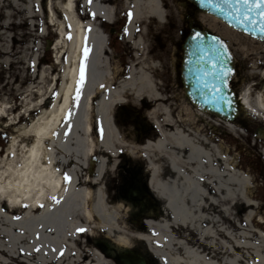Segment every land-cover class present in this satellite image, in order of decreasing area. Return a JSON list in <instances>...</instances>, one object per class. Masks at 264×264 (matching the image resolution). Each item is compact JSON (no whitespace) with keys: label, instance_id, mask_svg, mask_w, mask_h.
I'll use <instances>...</instances> for the list:
<instances>
[{"label":"bare ground","instance_id":"bare-ground-1","mask_svg":"<svg viewBox=\"0 0 264 264\" xmlns=\"http://www.w3.org/2000/svg\"><path fill=\"white\" fill-rule=\"evenodd\" d=\"M77 1L65 0L61 5L64 20L54 46L60 76L52 79L47 94L42 93L46 98L34 107L41 109L48 98H55L12 139L8 156L12 160L0 175V219L7 224L3 236L9 239L6 245L0 244V264H117L100 249L81 241L82 235L95 238L97 228L112 247L141 248L158 264H264V234L250 228L258 207L250 175L240 170L237 157H229L230 150L226 151L223 142L216 143V136L210 139L198 128L189 105L181 107L183 116L179 118L177 109L164 104L169 101L160 93L155 76L160 65L142 56L144 39L136 31L147 17L143 7L148 8V17L165 24L161 0H124L131 11L126 40L135 57L125 78L111 68L97 23L99 18L113 23L114 0H91L90 4L81 0L83 16L92 19L76 14ZM49 23L54 25V21ZM85 48L89 50L87 58ZM82 63L85 81L80 84ZM251 78L253 82L239 95L240 102L245 112L264 122V69L254 66ZM129 97L134 102L148 99L155 103L150 114L155 136L136 147L152 174L154 194L166 214L147 221L145 231L131 234L126 226H120L124 221L117 213L123 212V205L112 204L103 187L119 156L116 146L125 139L112 114ZM222 122L230 131H238L232 123ZM93 155L99 157L94 176L83 173ZM65 175L70 181H65ZM209 204L220 209L222 222L231 221L227 227L232 231L223 226L215 230L213 224L201 226L209 218L201 209ZM244 208L247 228L240 222ZM258 221L264 224V216ZM172 226L196 232L197 245L191 246V236L177 240L171 234ZM80 228L86 231L79 232ZM217 231L224 240L217 238ZM251 233L259 242L252 240ZM201 245L209 253H200ZM173 249L183 253L171 255Z\"/></svg>","mask_w":264,"mask_h":264},{"label":"rangeland","instance_id":"rangeland-1","mask_svg":"<svg viewBox=\"0 0 264 264\" xmlns=\"http://www.w3.org/2000/svg\"><path fill=\"white\" fill-rule=\"evenodd\" d=\"M64 2L65 0H0V175L12 160L8 158L12 151V139L19 136L22 128L29 126L34 120L38 119L42 111L47 110L55 98V96L48 98L46 105L41 109L34 107L41 98H46V96L42 97V93L47 94L48 88L52 85V79L55 76H60L61 66L56 64L57 55L54 46L58 39L57 31L61 25L60 22L64 20L61 11V5ZM180 2V0H173L172 2L171 0H161L164 10L173 11L172 17H168V22L171 24H159L155 19L148 17V8L143 7L147 17H144L138 24V30L136 31L137 36L144 39L142 56L151 57L150 60L154 59L159 63L160 70L155 76L161 88L167 87L169 83L170 87L172 85L171 91L166 88L168 92L162 94L169 101L164 104L176 107L179 118L183 116L181 107L189 105L193 114L197 117L195 123L199 129L207 133L210 139L212 135L213 138L216 136L222 139L221 142H223L226 151L230 150V158H238L239 154L240 170L250 175L252 187H254V202L258 206L255 210L257 216L251 222L250 228L253 227L254 230L264 234V224L258 221L260 216H264V137L259 138L255 135L258 129L264 128V122L242 111L239 120L235 123L238 131L232 132L219 118L212 115L203 116L201 111L189 103L185 97L181 81L182 46L189 30L184 23L182 12H176V10L181 11ZM113 6H117L114 20H120L121 18V24L125 26L126 20L130 17V9L124 6V0H114ZM75 11L82 19H92V16H83L81 0L76 2ZM198 19H200L198 21L200 25L206 29H211L228 43L235 61V72L231 86L235 92L240 93L244 87L253 82L251 78L253 67L257 66L259 70L264 69V42L236 32L213 17L204 15L198 17ZM51 21H54V25L49 23ZM105 25L108 24L104 23L103 26ZM168 31H172L170 35L174 36V44H171V41L167 39V34L163 36ZM50 44H52L50 49H47ZM112 46L106 52V56L111 58V68L118 69L121 72V77L125 78L129 75L131 63L135 62L133 49L125 38H119ZM126 101L127 106H141L145 105L147 99L135 100L134 102L133 98L129 97L126 98ZM151 104L154 105L155 103L151 101ZM121 108L120 106L114 110L113 117L115 116L114 113ZM91 116H93V111H91ZM123 132L125 139L123 138L121 144L116 146L117 154H140L141 151L138 150L136 145H141V142L135 140L134 135H127V131L123 130ZM216 143H219V141H216ZM118 163V158L112 162L113 169L118 170L120 168ZM95 167L96 162L92 169H95ZM86 169L88 167L84 170L86 171ZM110 177L114 179L116 172ZM201 210L209 216L207 220L202 221L201 226L213 224L215 230L220 226L228 228L227 226L231 221L225 219L222 222V214L218 207L209 204ZM125 213L121 219H125V222L130 223L126 219L129 213ZM246 213L247 209L245 208L240 212V222L245 228L248 227L244 224ZM216 215L219 220H216ZM170 219L168 215L167 220ZM125 222L120 226H126L130 234L134 233V231H131V225ZM6 229V222L0 219V244L6 245L7 240H9L3 236ZM228 229L232 231V228L231 230ZM96 234L95 238H87L82 235L81 241L83 239L84 243H90L110 258L109 256L112 255L106 253L109 248L107 247L108 240L105 234L99 228L96 229ZM171 234L177 236V240H188V237L191 236L192 242L189 243H191V246L197 245L198 235L189 228L172 226ZM251 234H253L252 240L259 242L257 236H254V233ZM216 236L219 240H224L222 233L219 231H217ZM207 241H210L209 237ZM121 248L122 246L120 249H111L112 253L119 254ZM199 248L201 249L200 253H209L210 251L203 245ZM169 252L171 255L183 253L181 249H173ZM145 259L152 261L147 255Z\"/></svg>","mask_w":264,"mask_h":264},{"label":"flooded vegetation","instance_id":"flooded-vegetation-1","mask_svg":"<svg viewBox=\"0 0 264 264\" xmlns=\"http://www.w3.org/2000/svg\"><path fill=\"white\" fill-rule=\"evenodd\" d=\"M180 1L182 5V15L185 17V21L193 27L196 25L199 26L197 23V18L199 16L198 8L188 0ZM166 14L167 18L168 16L172 17L173 11L166 10ZM120 20L122 19L120 18ZM120 20L115 19L113 24L107 26H103V24L106 23L103 19L97 21L100 30H102L104 34L105 44L108 48L119 38H127L126 26L122 25ZM169 23L170 22H168V24ZM161 33L162 31L160 34ZM170 33H172V31H168L163 34V36L167 34V39L171 41V44H174V36L172 37ZM171 87L169 83L167 87L161 89V93H167L168 91L166 88L171 91ZM173 108L176 109V107ZM152 110L153 105L150 100H147L145 105H126L122 107L114 113L115 116L113 119L124 131H127V135H134L135 140H139L141 142L140 144H143L147 139L155 136V127L153 121H151L152 117L150 115ZM118 155V166L120 168L111 171L110 175L107 177L108 179L104 181L103 187L107 190L108 197L112 204L123 205V212L117 213L119 218H121L125 212V214L129 213L126 219H128L130 223L125 222V219H121V221L131 225V231H145L147 221H157L165 215L164 208L159 199L155 196L152 188V174L142 154ZM237 159L240 166L239 155ZM115 172L116 177L112 179L110 176L115 174ZM83 173L92 174L94 176L97 172L87 169L83 171ZM108 253L112 252L109 251ZM122 253L124 254L109 257L117 264H158L154 259H152L151 262L145 261L142 255V253L145 252L138 247H127L122 250Z\"/></svg>","mask_w":264,"mask_h":264},{"label":"water","instance_id":"water-1","mask_svg":"<svg viewBox=\"0 0 264 264\" xmlns=\"http://www.w3.org/2000/svg\"><path fill=\"white\" fill-rule=\"evenodd\" d=\"M189 1L197 6L202 13L214 16L233 29L264 41V36L259 32L252 31L251 26L246 31L243 25L237 26L231 16L201 9L198 5V0ZM195 32H200L203 40L207 44L213 45L217 50L215 53H207L203 61L194 52L191 55L189 54V46L192 43L191 37ZM221 44L224 45V48L220 47ZM183 50L182 81L187 98L202 111L212 113L225 121L234 122L240 116L241 109L235 92L229 86L235 67L234 59L228 45L216 35L200 30L199 28H193L192 34L185 41ZM213 56L217 58V66L214 69L207 60V57ZM213 85L221 89V91H214ZM263 131L264 129L258 130L256 135L262 136Z\"/></svg>","mask_w":264,"mask_h":264},{"label":"snow or ice","instance_id":"snow-or-ice-1","mask_svg":"<svg viewBox=\"0 0 264 264\" xmlns=\"http://www.w3.org/2000/svg\"><path fill=\"white\" fill-rule=\"evenodd\" d=\"M89 4L91 0H88ZM198 5L201 9H207L210 11L218 12L222 15L231 16L232 20L237 24V26L243 25L244 29L247 31L249 26L252 27V31L259 32L264 36V0H198ZM131 16V13H129ZM71 38V37H69ZM215 40V38H213ZM191 45L189 46V54L193 52L200 57L203 61L207 56V53H215L217 50L213 45L207 44L203 40L200 32H195L191 37ZM221 48H224V45H220ZM89 50L84 49V57L87 58ZM208 63L214 69L217 66L216 57H207ZM227 75V73H225ZM85 81V66L82 63L80 68V79L79 83L83 84ZM213 89L216 92L221 91V89L216 88L213 85ZM76 100L79 99V90H77ZM70 115V113H69ZM65 181H70V177L65 175ZM51 199L59 203L57 197L52 196ZM43 205H41L42 207ZM79 232H85L83 228L78 229Z\"/></svg>","mask_w":264,"mask_h":264},{"label":"trees","instance_id":"trees-1","mask_svg":"<svg viewBox=\"0 0 264 264\" xmlns=\"http://www.w3.org/2000/svg\"><path fill=\"white\" fill-rule=\"evenodd\" d=\"M1 146H4V145H1Z\"/></svg>","mask_w":264,"mask_h":264}]
</instances>
